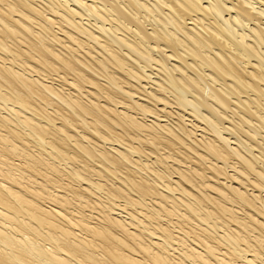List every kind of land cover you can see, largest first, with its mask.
Returning a JSON list of instances; mask_svg holds the SVG:
<instances>
[{"label": "bare ground", "instance_id": "obj_1", "mask_svg": "<svg viewBox=\"0 0 264 264\" xmlns=\"http://www.w3.org/2000/svg\"><path fill=\"white\" fill-rule=\"evenodd\" d=\"M0 264H264V0H0Z\"/></svg>", "mask_w": 264, "mask_h": 264}]
</instances>
